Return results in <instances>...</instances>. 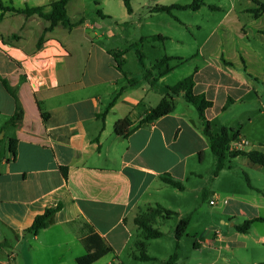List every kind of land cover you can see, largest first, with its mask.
Segmentation results:
<instances>
[{
	"label": "crops",
	"instance_id": "crops-1",
	"mask_svg": "<svg viewBox=\"0 0 264 264\" xmlns=\"http://www.w3.org/2000/svg\"><path fill=\"white\" fill-rule=\"evenodd\" d=\"M52 1L0 0V264H78L87 251L86 241L105 244L113 249L108 254L115 255L108 260L106 254L93 264H114L129 248L141 206L152 205L170 186L161 180L165 173L184 184L183 190L170 186L176 196L195 181L197 199L209 193L216 197L210 204L221 203V222L232 231L215 230L214 238L250 251L248 259L224 258L223 264H264V227L252 244L240 239H247L254 225L264 220L255 221L249 233L235 228L246 220L264 218V166L247 155L227 153L224 168L216 173L218 161L204 123L183 94L175 99L172 113L141 124L128 138L115 133L119 119L130 116L138 125L161 102L171 84L163 88L159 84L186 57L176 55L182 60H175L172 70L160 78L152 70L155 63L149 68L143 65L144 70H137L140 78L130 84L132 72L124 69L129 51L140 43L145 57L143 45L155 41V35L140 32L129 38L123 26L120 33L119 26L107 23L117 17L109 9H98L92 16L82 10L71 14L73 0L67 13L78 24L72 28L58 24L46 31L50 21L39 14L13 10L42 7L49 13ZM238 1L244 6H237ZM238 1L231 0L223 19L194 55L202 64L194 67L193 91L213 103L204 112L213 132L225 128L237 135L231 150L264 153V82H260L264 81V52L257 49L264 42V0ZM160 3L148 0L137 9L131 3V12L124 4L122 22L137 15L151 18L159 13L153 10L156 5H165ZM210 9L223 11L225 6L211 5ZM121 51L123 70L113 55ZM3 80L16 90L22 110L17 125L9 124L17 101ZM13 143L16 154L11 152ZM210 154L216 159L211 172L215 186L203 187V161ZM241 175L246 185L240 182ZM58 205L48 227L30 230L37 215ZM199 237L195 247L213 242ZM139 240L138 230L135 248ZM134 251L129 257L136 260ZM119 263L124 262L120 259Z\"/></svg>",
	"mask_w": 264,
	"mask_h": 264
},
{
	"label": "rangeland",
	"instance_id": "rangeland-1",
	"mask_svg": "<svg viewBox=\"0 0 264 264\" xmlns=\"http://www.w3.org/2000/svg\"><path fill=\"white\" fill-rule=\"evenodd\" d=\"M193 1L194 0H161L160 4H190ZM147 2L148 0L131 1L136 9ZM230 4L231 0H205V4L198 11L191 9L174 10L172 14L159 12L151 18L137 15L126 24L122 22V15L126 13V10L121 0H73L70 4V12L74 14L75 11L82 10L86 15L92 16L95 15L98 9L102 11L109 9L115 12L117 17L112 20L107 19V23L115 28L119 26V31L120 26L125 27V34H127L129 38H136L139 36L140 32L145 35L163 34L165 36H171L172 39H155V41H147L144 43L143 46L146 55L142 57V60H144L140 66L137 62L138 56L136 50L129 51V63L124 67L125 70L132 72L130 75L132 78H140V74L137 70H144L142 68L143 65L149 68V66L165 55L186 57L187 61L176 68L163 84H159L158 87L163 88L167 83L174 85L191 75L194 67L198 64H202L201 58L194 55L200 51L207 36L217 27L221 19H223L224 12L230 7ZM211 5H223L225 9H223V11L211 10ZM236 5L239 7L244 6V2L238 1ZM179 20L182 22H179ZM133 46L134 45H131L129 48ZM141 49L143 50L142 47H140V50ZM257 49L259 52H264V42L258 43ZM175 64V61L170 63L171 66ZM152 70L158 74L157 70ZM260 82L263 83L264 81L260 79ZM138 113L139 111L136 112L135 115H138ZM210 155V157H205L203 161V179L201 181L203 187L215 186L211 172L214 168L213 164L216 159H214L215 156L213 154ZM241 178L242 181L240 180V182L246 185L245 178L242 177V175ZM195 183V181L193 183L191 182L186 192H184V194H178V196L175 195L176 192H174V188L166 186L164 191L159 193L158 197L155 198V202H163L165 204L163 206L167 209L178 213L180 212L179 210H181L182 213L179 214L184 216V218L191 216V224L187 234L180 242L178 264H223L224 258H228L231 261H235L237 258L248 259L250 251L245 249L242 245H236L232 248L229 246L228 242H220L217 238H214L213 233L215 230L223 229V232L226 234V229L229 228V230L232 231V228L230 226H224L221 222V203L218 201L217 204H210V200H216V197H212V195L206 193L201 195L198 199L196 198L194 190L196 187ZM155 202L148 206L155 207ZM141 208L140 211L146 209V207L143 208L142 206ZM179 219L180 217L174 215L155 225L156 228H159L163 232L161 238L151 240L149 243L148 254L156 256V261L143 262L133 260L129 257L132 250H136L134 243L137 239L138 230L137 227L134 226V236L131 239L129 248L121 253L119 259H115L114 264H120V259L124 262L123 264H164V261L173 254L176 249L175 231ZM263 227V223L255 224L249 237L246 239L242 236L240 239L242 241L246 240L248 243L252 244V239L259 234V230L263 229ZM199 236H203V240L206 237L212 239V244L203 242V247H195L194 244L197 239L199 240ZM114 256V254H108V260Z\"/></svg>",
	"mask_w": 264,
	"mask_h": 264
},
{
	"label": "trees",
	"instance_id": "trees-1",
	"mask_svg": "<svg viewBox=\"0 0 264 264\" xmlns=\"http://www.w3.org/2000/svg\"><path fill=\"white\" fill-rule=\"evenodd\" d=\"M124 4L129 12L132 11L131 1L132 0H123ZM70 0H53L52 9L49 13H45L42 7L26 8L24 10L13 9L18 12H25L27 14H39L41 17L50 21L49 27L46 31L53 30L58 24H62L65 27L72 28L78 23H74L68 16L67 5ZM205 4V0H194L190 4H172V5H156L154 7L155 12H166L172 14L173 10H199ZM100 11V10H99ZM178 20V19H177ZM154 39L165 40L167 37L164 35H155ZM42 40V39H41ZM41 42H39V46ZM140 45V43H139ZM136 45V52L139 57V60L143 62L142 57L143 53L140 50V46ZM123 52H115V56L119 69L123 70V61L121 60ZM175 60H182L180 57L168 56L165 55L161 59L157 60L153 65V69L158 71L157 77L160 78L168 74L172 70L170 63ZM130 84L137 82L136 78H129ZM3 84L8 92L16 99L17 101V111L15 115L10 119L9 124L17 125L22 119V110L18 105V98L15 88L11 87L6 80H3ZM195 85L194 75L191 74L184 79L180 80L174 85L167 86L166 93L161 102L152 107L148 112H146L138 125H134V122L130 116L119 119L115 124V133L123 138H128L141 124L153 123L159 118L166 116L172 113L175 109V99L180 94H183L186 101L192 104L197 111L199 112L200 118L204 123V133L209 138L210 147L213 154L217 157V168L216 173L219 172L225 166V159L227 153L231 157H236L238 155H247L254 163L264 166V153L257 150H252L249 152H244L241 150H231L230 145L233 140L237 138L236 134H233L228 129H222L219 133H214L212 130L211 123L205 117V110L213 105L212 101L208 100L204 94H195L193 91ZM121 89L113 101L108 106L106 112L115 104L117 98L122 93ZM46 118V115H45ZM14 142V141H13ZM11 152L16 154V145L11 144ZM67 175L66 170L64 171ZM161 180L179 190L184 189V184L174 178L171 174L165 173L161 175ZM61 205H58L56 208H48L42 214H39L35 217L32 226L30 227L31 231H39L48 227L51 217L60 209ZM177 215L173 210L167 209L161 205H156L155 207L149 206L145 210H141L135 218V224L140 232L141 240L137 242L136 250L133 252V257L136 260L140 261H154L155 258L148 254L149 240L158 239L163 236V232L156 228L155 225L159 224L160 221L166 220L171 216ZM264 218L258 217L250 220H246L242 224L235 226L236 230L240 233H249L251 227L255 221H263ZM190 224V217L182 218L179 220L176 231V249L174 253L165 261L164 264H177L179 259L178 249L180 240L187 234V230ZM91 244V245H90ZM94 246V247H93ZM86 253L77 259L78 264H93L101 259L103 256L112 252L113 249L108 247L105 244H100L99 242L90 243L86 241Z\"/></svg>",
	"mask_w": 264,
	"mask_h": 264
},
{
	"label": "built area",
	"instance_id": "built-area-1",
	"mask_svg": "<svg viewBox=\"0 0 264 264\" xmlns=\"http://www.w3.org/2000/svg\"><path fill=\"white\" fill-rule=\"evenodd\" d=\"M214 203V201H211V204H213Z\"/></svg>",
	"mask_w": 264,
	"mask_h": 264
}]
</instances>
